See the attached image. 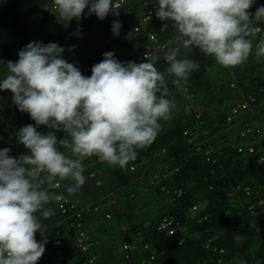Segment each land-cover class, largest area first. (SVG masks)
I'll list each match as a JSON object with an SVG mask.
<instances>
[{
	"label": "trees",
	"instance_id": "1",
	"mask_svg": "<svg viewBox=\"0 0 264 264\" xmlns=\"http://www.w3.org/2000/svg\"><path fill=\"white\" fill-rule=\"evenodd\" d=\"M143 1L158 5V0H124L118 17L110 12L100 20L85 9L80 20L67 22L53 12L54 0H0V80L8 74L6 62L17 61L19 50L31 41L62 46V58L85 77L105 52L129 61L147 44L148 30L169 41L153 55L165 75L168 98L175 102L172 118L159 121L155 141L137 149L136 160L125 169L92 156L81 161L85 183L75 194L67 191L71 180L58 181L59 187L45 185L52 196L45 207L54 215L42 220L47 243L37 264H264V57H256L264 22L254 24L256 35L248 37L253 51L243 65L225 68L193 48L186 58L199 68L186 81L178 80L167 73L164 59L177 46L172 22L161 30L164 22L155 15L136 35L132 32ZM260 6L264 0H255L250 13ZM117 19L121 28L114 36ZM78 28L81 36L75 34ZM128 45L132 48L121 53ZM247 97L254 109L226 120ZM27 124L35 122L18 110L10 90L0 89V149L10 148L13 157L28 154L16 137ZM245 125L251 130L242 135ZM37 130L50 129L41 125ZM52 131L69 138L62 130ZM59 150L71 155L69 149ZM57 193L68 199L62 214L53 200ZM162 218L175 234L158 230ZM75 232L86 235V252L76 245ZM35 239L41 240L39 232Z\"/></svg>",
	"mask_w": 264,
	"mask_h": 264
},
{
	"label": "clouds",
	"instance_id": "2",
	"mask_svg": "<svg viewBox=\"0 0 264 264\" xmlns=\"http://www.w3.org/2000/svg\"><path fill=\"white\" fill-rule=\"evenodd\" d=\"M254 3L158 0L156 5L143 1L132 32L136 35L140 26L155 15L164 22L161 30L172 22L179 35L177 46L168 49L164 57L169 65L167 73L186 81L199 68L198 63L186 58L193 48L214 57L225 68L241 66L248 60L253 51L248 37L256 35L254 24L264 22V6L250 13ZM122 7L124 0H54L53 12L68 22L80 20L87 9V14L94 13L103 20L110 12L118 17ZM120 28L119 20H114L112 34L118 36ZM157 33L146 31L147 44L134 50L127 62L118 60L112 51L103 53L88 77L75 63L62 58L64 48L54 42L31 41L19 50L17 61L6 62L8 74L0 80V89L10 90L18 110L28 113L35 124L22 126L16 133L18 143L29 150L28 154L13 157L10 148L0 149V264H37L45 252L47 228L42 220L54 215L45 207L52 200L45 185L59 187L58 181L71 180L74 183L67 191L75 194L85 183L81 161L92 156L125 169L136 160L137 149L155 141L161 129L159 121L172 118L175 102L168 98L165 75L155 67L158 56L153 55L164 50L169 41H160ZM75 34L82 35L79 28ZM256 57H264V40L257 47ZM243 103H248L247 108H240ZM254 107V100L247 97L230 109L226 120ZM234 108L236 113H232ZM41 125L50 130L41 133L37 130ZM52 130H62L70 139L65 135L58 138ZM250 130L245 125L242 135ZM60 147L69 149L71 155L60 151ZM247 151L251 152L252 147ZM53 200L64 213L68 204L65 194L57 193ZM62 221L67 222L65 217ZM168 228L172 227L164 228L166 233ZM37 232L41 235L39 242L35 239ZM73 235L77 246V239L83 238L85 249L78 247L86 252V235ZM241 239L237 237L238 242ZM88 260L92 262L93 257Z\"/></svg>",
	"mask_w": 264,
	"mask_h": 264
},
{
	"label": "built area",
	"instance_id": "3",
	"mask_svg": "<svg viewBox=\"0 0 264 264\" xmlns=\"http://www.w3.org/2000/svg\"><path fill=\"white\" fill-rule=\"evenodd\" d=\"M254 30H255V32L258 30V28H254ZM150 38L151 39H153V41H155V39H154V37L151 35L150 36ZM247 106H248V103H243V104H241V106H240V108H247ZM237 112V108H234V109H232V113H236ZM238 151L240 150V148H238L237 149ZM249 151H250V148L248 149ZM169 221H167L166 219H163L160 223H159V225H158V229H164V228H166L167 226H169ZM173 231V228H168V230H167V233H169V232H172ZM82 239L83 238H78L77 239V242L79 243L78 244V246L81 248V249H85V246L81 243L82 242ZM88 261H91V260H88ZM82 264H86V263H82Z\"/></svg>",
	"mask_w": 264,
	"mask_h": 264
},
{
	"label": "rangeland",
	"instance_id": "4",
	"mask_svg": "<svg viewBox=\"0 0 264 264\" xmlns=\"http://www.w3.org/2000/svg\"><path fill=\"white\" fill-rule=\"evenodd\" d=\"M131 48H132V46L131 45H128V46H126V47L123 48V50L121 51V53H125L127 49H131ZM116 56H118V55H116Z\"/></svg>",
	"mask_w": 264,
	"mask_h": 264
},
{
	"label": "bare ground",
	"instance_id": "5",
	"mask_svg": "<svg viewBox=\"0 0 264 264\" xmlns=\"http://www.w3.org/2000/svg\"><path fill=\"white\" fill-rule=\"evenodd\" d=\"M125 247V246H124Z\"/></svg>",
	"mask_w": 264,
	"mask_h": 264
}]
</instances>
